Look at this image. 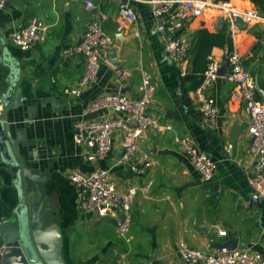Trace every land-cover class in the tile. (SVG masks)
<instances>
[{
  "label": "crops",
  "instance_id": "1",
  "mask_svg": "<svg viewBox=\"0 0 264 264\" xmlns=\"http://www.w3.org/2000/svg\"><path fill=\"white\" fill-rule=\"evenodd\" d=\"M231 1L243 8L256 6L252 0ZM93 2V10L85 6V0H8L0 8V95L11 84L15 87L14 97L16 91L21 94V103L14 109H9L12 100L5 103L0 99V120L7 140L17 141L16 161H25L42 175L49 174L44 188L55 208L51 215L62 229L66 264H109L118 260L187 264L177 251L180 239L213 252L220 243L237 237L239 247H251L264 254V199L250 186L254 163L249 150L250 118L245 104L233 100L234 84L222 76L214 82L209 92L218 109L216 122L213 127L204 125L194 94L204 71L193 72L190 53L186 75L167 58L149 5L129 0L137 19L120 31L121 0ZM34 17L47 25V36L33 49L23 50L13 43L12 36ZM94 19L100 20L104 30L115 38V58L131 71V77L121 86L115 76L117 66L108 58L97 79L80 96H74L65 89L83 76L85 58L81 53L66 54L65 49L80 42ZM186 28L190 47L200 29L229 31L224 16L214 9L190 19ZM232 42V50L214 46L209 56L223 61L230 52H239L255 84L258 78L262 87L264 22L243 27ZM143 71L156 85L150 112L171 123L173 129L148 130L142 135L143 144L155 159L150 171L154 184L148 193L139 192L134 202L132 239L127 242L116 234L113 219L81 210L80 192L67 174L110 169L121 187L132 182L142 184L143 179L118 162L123 152L119 134L109 153L90 161L74 140V123L119 116L109 111L92 112L88 106L103 93L121 91L137 96ZM258 97L264 99L259 92ZM175 136L190 137L200 151L216 161L211 181L201 179L174 142ZM2 148L5 159H9L6 145ZM13 180V169L0 155V218L18 206Z\"/></svg>",
  "mask_w": 264,
  "mask_h": 264
},
{
  "label": "built area",
  "instance_id": "2",
  "mask_svg": "<svg viewBox=\"0 0 264 264\" xmlns=\"http://www.w3.org/2000/svg\"><path fill=\"white\" fill-rule=\"evenodd\" d=\"M8 0H0L3 8ZM150 7L155 22V30L161 36L167 58L180 68L181 74L188 72L190 38L187 23L202 15L208 9L219 11L225 18L233 38L243 27L264 22V14L256 6L240 7L231 0H138ZM85 6L96 9L93 0H85ZM101 18H105L102 14ZM119 30H124L136 21L137 14L129 0L121 1L118 10ZM47 25L38 17L17 30L13 43L23 49L31 50L47 36ZM115 45V38L103 28L100 20L89 22L87 29L75 45L65 49L66 54L81 53L85 58V70L76 85L65 89L66 93L80 96L83 89L93 83L101 65L106 61V48ZM222 61L211 55L202 74L199 86L194 90L199 102L204 125L213 127L216 122L217 107L210 95L214 82L221 77ZM228 70L222 76L234 84L233 100L245 104L250 118L248 133L249 150L254 157L250 186L252 192L264 199V99L258 97L253 76L245 66L243 56L232 51L227 56ZM115 76L123 86L131 77L128 68L116 67ZM137 96L124 92L103 93L93 99L88 108L92 112L109 111L120 114L117 117L81 119L74 123V140L90 161L104 157L113 148L115 136L122 138L123 152L119 163L127 165L131 173L143 179L142 184L132 182L121 187L110 169H97L92 173L70 172L68 178L80 192L79 206L86 213L96 212L115 222L116 234L127 242L132 239L133 206L139 192L148 193L154 180L150 171L155 159L142 142V135L148 131L166 132L173 129L171 123L163 122L159 116L150 112L156 93V85L147 71L142 79ZM174 142L188 157L191 165L203 181H211L217 170L216 161L200 151L188 136H175ZM225 235L226 231H219ZM177 251L187 264H264V254L251 247H223L210 252L189 245L185 240L177 242ZM109 264H135L129 260H118Z\"/></svg>",
  "mask_w": 264,
  "mask_h": 264
},
{
  "label": "water",
  "instance_id": "3",
  "mask_svg": "<svg viewBox=\"0 0 264 264\" xmlns=\"http://www.w3.org/2000/svg\"><path fill=\"white\" fill-rule=\"evenodd\" d=\"M115 50L116 44L106 48V58L120 67L115 58ZM227 56L228 54L221 64V76L228 70ZM256 89L264 97V88L258 78ZM14 90V84H11L9 89L0 95V99L5 103L12 100L9 109L17 108L21 103L20 91H16L14 97ZM4 145L7 147L9 159L4 157ZM16 152L17 141L7 140L0 120V155L13 169V185L19 196L18 206L12 213L4 214L0 218V264H66L62 256V229L51 215L55 208L52 207L51 197L45 193L44 188L49 174L42 175L39 169L30 167L25 161H16ZM237 246L238 239L234 237L226 243H220L217 248Z\"/></svg>",
  "mask_w": 264,
  "mask_h": 264
},
{
  "label": "trees",
  "instance_id": "4",
  "mask_svg": "<svg viewBox=\"0 0 264 264\" xmlns=\"http://www.w3.org/2000/svg\"><path fill=\"white\" fill-rule=\"evenodd\" d=\"M254 4L264 11V0H252ZM214 46L228 47L229 50L233 49V42L230 32L222 30L218 33L210 32L207 29H200L196 31L193 39V43L189 49V53L193 56V72L204 71L211 50ZM202 77L198 81V85L201 82ZM264 88V82L262 84Z\"/></svg>",
  "mask_w": 264,
  "mask_h": 264
}]
</instances>
